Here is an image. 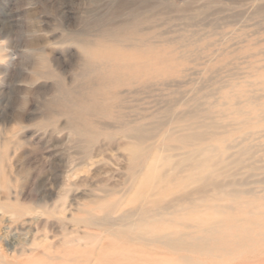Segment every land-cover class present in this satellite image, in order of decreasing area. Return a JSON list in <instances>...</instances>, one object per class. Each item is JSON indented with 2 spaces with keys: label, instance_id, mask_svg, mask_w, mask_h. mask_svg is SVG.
Segmentation results:
<instances>
[{
  "label": "rangeland",
  "instance_id": "rangeland-1",
  "mask_svg": "<svg viewBox=\"0 0 264 264\" xmlns=\"http://www.w3.org/2000/svg\"><path fill=\"white\" fill-rule=\"evenodd\" d=\"M0 264H264V0H0Z\"/></svg>",
  "mask_w": 264,
  "mask_h": 264
},
{
  "label": "bare ground",
  "instance_id": "bare-ground-1",
  "mask_svg": "<svg viewBox=\"0 0 264 264\" xmlns=\"http://www.w3.org/2000/svg\"><path fill=\"white\" fill-rule=\"evenodd\" d=\"M153 5V4H152ZM107 58V57H106ZM211 185V184H210ZM213 186H214V184H213ZM184 196V195H183ZM224 219V218H223ZM222 220V219H221ZM224 224V223H223ZM198 248H200V247H198Z\"/></svg>",
  "mask_w": 264,
  "mask_h": 264
}]
</instances>
